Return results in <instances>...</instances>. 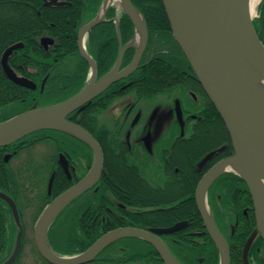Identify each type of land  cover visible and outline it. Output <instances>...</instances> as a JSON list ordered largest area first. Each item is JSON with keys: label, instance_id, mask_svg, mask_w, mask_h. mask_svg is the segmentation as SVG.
<instances>
[{"label": "flooded vegetation", "instance_id": "obj_1", "mask_svg": "<svg viewBox=\"0 0 264 264\" xmlns=\"http://www.w3.org/2000/svg\"><path fill=\"white\" fill-rule=\"evenodd\" d=\"M41 1L44 6H63L68 0H57V4L52 5H46L44 3L45 0ZM7 19L8 21L5 22L9 23L10 26L8 35L15 34L12 38L19 37L22 39L6 45L1 51V71L12 84L31 89L9 79L2 69L1 58L4 51L8 47L19 43L20 45L14 48L7 58L8 66L19 77L28 78L20 73V71L25 69L28 71L32 70L29 66L12 61L13 55L21 52V50L24 51V55H29L30 50L25 52L29 34L25 30L19 33L13 31L20 27L13 22L11 17ZM115 19H117V22ZM110 20L115 24V36L119 50L120 42L122 44L123 42L119 31L118 16L112 17L106 14L104 21L100 22H108ZM82 26H79L77 30V49L78 32ZM23 27H26V25L24 24ZM91 29L85 35V49L95 61V55L98 52H105L110 48L111 40H105L104 42L95 37V40L92 41L89 37ZM43 37L46 36H40L38 46L42 47L45 51L53 45L54 38L49 36L53 40L52 43L44 45L41 41ZM102 44H104L103 49L100 48ZM147 46L148 41L146 48ZM131 47H133L135 52L136 46ZM134 52L128 59H125L124 53L120 69L130 62ZM145 52L146 49L138 67L146 65L145 63H148L150 60L149 58L148 61L142 62L145 58ZM95 63L97 67V79L114 66L113 64L109 70L102 74L99 70L102 69V65L98 61H95ZM131 74L114 81L92 98L82 109L74 110L67 116L71 121L86 128L96 138L102 148L103 169L99 181L104 177L103 188L106 195L104 211L109 218L112 213H122L121 208H124L127 202L121 200H123V196L130 197L123 187L122 180H131L141 188H144L150 196H153V204L151 207H132L130 205L129 209L162 212L174 208L185 210L186 205H188V209L191 210L188 216L182 220L166 226L156 225L148 228H165L185 221L187 222L186 227L189 226V223L195 226V230L188 232V234L208 233L197 209L195 193L197 185L204 174L220 160L232 154V146L230 149L229 144L231 145V143L227 131L225 133L227 135L226 140L228 141L223 142L218 135L214 134L216 130L214 131L208 126L211 121H214L217 127H221L218 129L222 131L225 128L222 126L223 122L219 120L217 111L208 109V104L211 102L194 73L181 74L180 77L169 81L167 84H165L166 82H162L165 85L158 87L156 91L149 95L144 93L143 88L136 87L138 83L141 84L142 78L137 81L134 78H130ZM89 78L90 67L87 81ZM43 89L44 86L41 88L40 83L39 92L41 93ZM7 108L9 107L7 106ZM5 109L6 106L0 107L1 112ZM161 109H166L171 114V118L162 128L163 135L156 136L154 134V124L151 121H154L157 112ZM104 114L106 115L105 119L103 118ZM82 123L88 125L89 128ZM50 132H53V129L38 130L22 136L6 146H0V183L3 182L0 185V193H6L15 201L20 216L25 207L20 198L21 196L23 199L25 198L24 193L35 192V199L39 196L40 192L43 193L46 190V197L44 199L41 196L39 197V205L44 203L43 207H45L55 197L52 193L54 180H59L61 184L69 182L68 186H70L77 182L92 164L93 152L86 143L82 141L86 146H83V148L86 149L87 153L91 154L90 163L86 158L80 156L77 151V141H81L80 139L60 130L56 131V137H53ZM185 142L191 148L186 153V162L184 163L181 156V147ZM38 143L44 148L41 153L35 150V145ZM209 153H212L211 157L201 165L200 162ZM63 163H65L66 168L63 167ZM22 175L26 179L25 184H22L23 187L26 184L30 185V183H34V185L29 191H25L23 188V194L21 193L15 199L12 192L13 187L9 186L8 182L20 183ZM215 180L207 189V203L218 229L227 241L229 252L232 250L236 255H239L241 264H243L242 255L244 246L256 229L252 198L246 184V189L242 190V186L238 182L225 179L226 181L217 183ZM50 181L51 186L48 188ZM98 182L82 194L89 191L91 193L95 192ZM225 190L231 192L232 197L223 203L221 202L223 200L221 195ZM0 199L5 202L1 196ZM209 199L212 203L218 199V207L222 210L228 209L230 213L215 218L214 206L209 203ZM6 205L8 206L7 203ZM193 210L195 211L191 214ZM20 222L22 228H24L22 219H20ZM200 228L203 231L199 230ZM175 233L176 231L160 235L161 239L164 242L166 241L165 243L168 248L171 245L170 242H174L175 238L173 235L167 236L166 234ZM208 235L210 236L209 233ZM247 257L250 264H264V240L259 234L255 236L250 244Z\"/></svg>", "mask_w": 264, "mask_h": 264}, {"label": "water", "instance_id": "obj_2", "mask_svg": "<svg viewBox=\"0 0 264 264\" xmlns=\"http://www.w3.org/2000/svg\"><path fill=\"white\" fill-rule=\"evenodd\" d=\"M104 2L102 0L97 15L78 32L79 53L90 67L87 83L63 101L41 107L33 104L29 109L1 121L0 146H6L38 130L54 129L80 139L93 152V162L87 173L46 204L35 221L33 241L37 252L47 263L87 264L113 241L123 237H136L151 244L164 264H182L173 256L160 235L186 227L185 221L165 228L120 226L100 235L84 251L71 255L55 252L48 240V230L56 216L74 198L92 188L99 181L103 169V152L99 142L86 128L68 119V114L82 109L111 83L131 74L138 67L147 45L148 30L143 15L131 0H121L122 9L134 25L133 38L124 45L120 42L114 66L97 79L96 63L85 49V35L94 25L104 21L110 7L109 5L101 15ZM44 3L57 4V0H45ZM162 3L172 35L218 112L232 146V154L210 168L198 183L195 193L198 212L218 251L219 264H231L227 241L213 219L206 192L218 176L227 172L238 175L247 185L255 213L256 229L247 240L242 255L243 264H250L247 257L250 244L257 234L264 240V94L248 70V67L252 68L264 80V45L254 29V15L250 16L239 0H162ZM131 8L139 12L140 25ZM41 41L47 45L53 40L43 37ZM19 45L14 44L4 51L1 58L2 69L17 84L35 89L33 81L16 76L8 66L9 54ZM131 46H136L132 59L120 69L123 55ZM47 77L43 78L41 88ZM211 155L212 153L207 154L200 164ZM65 166L63 163L64 168ZM0 196L10 206L18 225L13 250L1 263L12 264L21 250L23 230L15 201L3 192Z\"/></svg>", "mask_w": 264, "mask_h": 264}, {"label": "trees", "instance_id": "obj_3", "mask_svg": "<svg viewBox=\"0 0 264 264\" xmlns=\"http://www.w3.org/2000/svg\"><path fill=\"white\" fill-rule=\"evenodd\" d=\"M131 2L143 15L149 34L148 46L142 62L148 61L149 58L150 60L145 63L146 65L137 67L130 76L137 81L142 78L141 84L138 83L136 87L143 88L144 93L149 95L158 87L180 77L181 74H193L186 57L172 35L162 0H131ZM101 3L102 0H68L63 6H44L41 0H0V55L6 45L22 39L12 38L15 34L8 35L10 26L5 21L11 17L13 22L20 27L13 31L19 33L25 30L29 34L25 52L30 50L28 56L24 55L23 50L15 53L12 61L32 68L30 71L25 69L20 73L37 84L36 89H26L12 84L0 68V107L6 106L3 112L0 111V121L25 111L36 103L41 107L63 101L86 84L89 65L78 52L77 30L79 26L86 24L96 16ZM257 13L258 15L253 19V26L264 44V0L258 5ZM116 15L119 18V31L124 44L132 38L133 22L122 9L117 11L115 6H111L107 16L114 17ZM24 24L26 27H23ZM40 36L53 37V45L44 51L42 47L38 46ZM89 37L92 41L95 40V37L104 42L111 40L110 48L105 52H98L95 55L96 59L94 58L102 65V69L99 70L103 74L115 63L118 53L114 22L112 20L100 22L91 29ZM103 46L104 44L100 48L103 49ZM133 52V47H130L124 55L125 59L130 58ZM46 75L48 77L44 89L40 93V83ZM162 82L166 83L162 84ZM208 109L216 111L211 103L208 104ZM218 118L222 121L219 116ZM82 124L89 128L88 125ZM208 126L214 131L216 130L214 134L218 135L223 142L228 141L225 128L222 131L219 130L220 126L217 127L214 121H211ZM222 126L224 127L223 123ZM56 131L50 132L53 137L57 136ZM69 137L71 138V136ZM77 142L79 155L90 163L91 154L83 148L85 144L82 141ZM181 148V156L185 163L186 153L191 147L185 142ZM229 148L231 149L230 144ZM103 179L104 177L98 182L95 192L89 191L73 199L53 220L48 230V240L55 252L63 255L76 254L85 250L101 234L113 228L119 226L139 228L166 226L186 218L191 211L188 209V205L185 210L174 208L162 212L129 209L130 205L132 207H151L153 196H150L144 188L135 182L122 180L123 187L130 197L123 196L121 201H125L127 204L121 208L122 213H112L109 218L104 211L106 195ZM225 179L238 182L242 186V190L246 189L245 183L233 172L222 174L215 182L226 181ZM32 184L34 185V183ZM8 185L13 187L12 192L17 199L23 191V185L16 182H8ZM68 185L69 182L61 184L59 180H54L53 196ZM46 193V190L43 193L40 192L39 197L44 199ZM231 197L232 193L225 190L222 192L223 200L221 202L225 203L224 201ZM217 200H214L213 203L210 199L208 200L214 206L215 218L230 213L228 209L219 208ZM43 205L44 203L38 205L34 218L39 215ZM188 225L186 228L176 231L175 234H166L167 236L173 235L175 238L174 242H170L169 247L174 257L182 264H219L218 251L208 233L188 234L195 230L193 224L189 223ZM199 230L203 231L202 228ZM17 231L10 208L0 199V264L10 255ZM229 253L231 264H241L239 255H236L232 250ZM18 257L12 264H18ZM43 262L48 264L45 260ZM87 264L164 263L155 248L147 241L136 237H123L110 243L92 262Z\"/></svg>", "mask_w": 264, "mask_h": 264}, {"label": "rangeland", "instance_id": "obj_4", "mask_svg": "<svg viewBox=\"0 0 264 264\" xmlns=\"http://www.w3.org/2000/svg\"><path fill=\"white\" fill-rule=\"evenodd\" d=\"M119 11L120 9V3L118 1H114L113 4ZM257 11V8H256ZM138 43V41H136ZM135 42V45L137 44ZM163 99V98H161ZM104 119L106 118V115L104 114ZM171 118V114L166 110V109H161L160 111L157 112L156 117L154 119V121H151V123L153 122L154 124V134L156 136H161L163 135L162 133V128L164 126V124L169 121V119ZM150 120V118H149ZM151 137V135H150ZM43 146H41L39 143L35 145V150L38 151L39 153H41V151L43 150ZM24 175H22V179L20 180L19 184H25L24 182H26L24 179ZM25 191H29L31 188H33V184L30 183L26 184L24 187ZM22 188V190H23ZM23 194V191H22ZM34 195L35 192H31L29 194H25L24 196L25 198L23 199V197L21 196V202L24 203L25 207L23 208V212L21 215V219L23 222V242H22V248H21V252L20 255L18 257V264H45L43 262V260L39 257L35 246H34V242H33V227H34V223H35V211L36 208L39 204V196H37L34 199ZM34 200V202H33ZM13 250V248H12ZM11 250V252H12ZM10 252V253H11Z\"/></svg>", "mask_w": 264, "mask_h": 264}, {"label": "bare ground", "instance_id": "obj_5", "mask_svg": "<svg viewBox=\"0 0 264 264\" xmlns=\"http://www.w3.org/2000/svg\"><path fill=\"white\" fill-rule=\"evenodd\" d=\"M114 1H118L120 3L119 9H122L121 0H105L104 5L102 7L101 15L109 5L113 4ZM239 1H241L245 5V8L250 16H253L256 13L257 5L260 2V0H239ZM131 11L132 14L135 15V17L137 18L140 25L141 17L139 12H137L134 8H131ZM248 70L250 71L251 74H253V76L255 77L258 83V86L261 88L262 94H264V80L261 79L260 76L257 73H255L256 71H254L252 68L248 67Z\"/></svg>", "mask_w": 264, "mask_h": 264}]
</instances>
